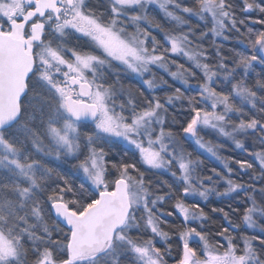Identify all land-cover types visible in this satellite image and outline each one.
Here are the masks:
<instances>
[{
	"label": "snow or ice",
	"instance_id": "6c2138e0",
	"mask_svg": "<svg viewBox=\"0 0 264 264\" xmlns=\"http://www.w3.org/2000/svg\"><path fill=\"white\" fill-rule=\"evenodd\" d=\"M153 6L173 29L156 21ZM100 7L101 0H0V264H168L173 236L174 264H264V77L248 83L264 66V0ZM188 18L206 30L197 34ZM161 32L163 40L154 34ZM229 33L247 41L249 54L229 60L216 46L210 61L203 41ZM154 69L184 91L156 95L172 84ZM121 78L143 91L118 88ZM178 101L187 108L176 132L169 108ZM206 129L252 157L234 161L248 181L233 178L218 147L204 141ZM181 134L223 161L224 174L204 175ZM148 172L171 181L154 183ZM241 193L242 224L232 219L239 206L214 207L224 221L215 231L201 203L188 202ZM169 201L172 210H163ZM174 215L178 225L168 220Z\"/></svg>",
	"mask_w": 264,
	"mask_h": 264
},
{
	"label": "rangeland",
	"instance_id": "374dc122",
	"mask_svg": "<svg viewBox=\"0 0 264 264\" xmlns=\"http://www.w3.org/2000/svg\"><path fill=\"white\" fill-rule=\"evenodd\" d=\"M93 3L95 4L96 3V0H93ZM153 9L154 10H153L152 13L159 14L163 19H165V21H166V23H165L166 24L165 30H171V29L174 28L173 22L169 21L164 16V13L162 11H160L157 8H155V6H153ZM100 10H103V0H101ZM188 19H192L200 27H204V29H202V31L206 30L204 24L201 23V22H199L196 18H188ZM184 30L187 31V28H185ZM154 34H157V36L160 37L163 40V35H161V34H163L162 32L161 33H154ZM197 34H199V32H197ZM228 36H229V38L231 37V38H233V39H235L237 41L240 40V38H241L240 36H238L235 33H232L231 35H228ZM209 37L211 38L212 41H214V40L217 41V43H225L228 40V39L227 40H223L222 38H214L211 35H209ZM69 40H70V44H72V45H75L77 43H81L80 41H77V40H75V38H72V37H70ZM206 54L209 56V58H212V60H210V61H214L215 60V48L213 49V52H212V55L213 56L210 57V54H208V53H206ZM174 58L177 59L179 63H184L185 64V67H188L189 66L188 62L185 59H182V58H179V57H174ZM255 67L264 68V66H260V65H256ZM172 70H175V69H172ZM154 72H155L158 80H159L160 77H163V79H165V80L168 79L169 84L174 83L171 80V78L166 73H164L162 70H156V69H154ZM111 79L112 78L110 77L109 80L111 81ZM197 83H198V81L195 80V79L190 80V84L191 85H196ZM174 84L177 87H181V90H184L183 87L178 82L177 83H174ZM121 85L125 89L131 88L133 91H136L133 88L136 85L140 91H143V89L140 88L139 83L136 82V81H134V80H128V79L121 78V82H120V84L117 85V87L119 88V87H121ZM165 90H166L167 94H169L172 89L169 91L166 88V86H165L161 90H158L159 93H160L159 96H161V97L165 96ZM173 129H175V124H173ZM201 135H202V137H203V139H204L205 142H208V143H210V144L215 145V146L218 147V154L221 157H223V159L225 161L229 162L230 166L234 169V171L236 173V175H234L233 178L234 179H237L238 181H242L240 178L243 177V173H240L239 166L237 164H235L234 161L235 160H242V158L244 157L246 159L248 158V160L251 162L252 161V157L250 155H248V153H246V152H243L241 150L235 149V147H234V145L232 144L231 141H227L224 138L219 137L218 134H216L215 132H213L210 129H206V130L202 131L201 132ZM177 139L180 140L181 145L183 146V148L187 152L192 153V158L193 159H199V160L202 161V164L200 165V170L203 171V174L204 175H211L212 174L211 173V169H213V168H215L217 171H220L222 174H224L225 170H224V167H223V161L217 160L216 158L212 157L210 154L204 152L203 150L198 149L194 145V143H192L191 141H185L183 139V137H182V134L181 135H178L177 136ZM240 139H244V137H240ZM248 148H249V151H252L253 150L250 141L248 142ZM204 160H207L209 163L206 162V161H204ZM161 175L166 176V177H169V179H171L170 176H168L167 174H161ZM161 175H158V176H161ZM151 180H153L154 183H158L159 182L158 180H156V177L155 176ZM223 187H224V185L221 184L220 187H219V190L222 191L223 190ZM236 197H235L236 201L241 202L244 199V194L241 193L240 194V197L238 199ZM210 199H214L216 202H218V201L219 202L220 201H223V202L229 201L227 199L217 198L215 196H211L209 198V200ZM188 202L189 203L200 202L201 204H205L206 203V202H203V201H199V198H196L195 200L189 199ZM168 218H171V217H168ZM235 223H241L242 224L241 217ZM242 230H243V225H242ZM250 231L251 230H249V232ZM163 246H164L163 243H158L157 244V247H163ZM173 257L174 256L172 255V258H169L168 259V264H174Z\"/></svg>",
	"mask_w": 264,
	"mask_h": 264
},
{
	"label": "trees",
	"instance_id": "16d2710c",
	"mask_svg": "<svg viewBox=\"0 0 264 264\" xmlns=\"http://www.w3.org/2000/svg\"><path fill=\"white\" fill-rule=\"evenodd\" d=\"M154 14L155 18H156V21L159 22L163 28L165 29L166 28V21L165 19H163L159 14H156V13H152V15ZM253 17L254 18H258V14H253ZM189 23L194 26V27H197L198 28V31H202V29H204V27H200L196 22H194L192 19H189ZM257 28L261 27L259 25L256 26ZM243 31V29H242ZM232 33H229L228 35H231ZM163 35V34H161ZM158 39H161L160 37H158ZM241 39H244L243 37L240 38ZM162 40V39H161ZM240 40H235L233 38H229L227 40V42L225 43H217V41H215V46H214V43L213 41L211 40L210 37H208L206 40L203 41V48L206 49V53L210 54V57L213 56L212 55V52H213V49L218 46L221 48V54L223 56H225L226 58H228L229 60L233 59L236 57L237 53H245V54H249V50L246 48V44H247V41L244 40V43L240 44L239 41ZM240 44V45H239ZM210 60H212V58H210ZM261 77H264V68H261V67H255L254 70L251 71L250 73V76L248 77V83L249 85L251 86L252 84H254L255 80L258 79V78H261ZM168 80V79H166ZM172 84V90L170 91L169 94H171V92H174V89L175 87H177L174 83H171ZM135 90H138V87L135 85L133 87ZM184 91V90H182ZM157 95H160L159 91L156 92ZM167 94L166 90H165V95ZM195 93H192V92H186L185 95H194ZM186 108H187V104H181L179 101L176 102V105L175 107H171L169 108V119L170 121L174 119L175 121V129H173L174 131L176 132H179V129H180V125L181 123L184 121L185 119V113H186ZM246 158H242V160H245ZM248 160V158H247ZM206 162H208L207 160H204ZM67 167V166H66ZM66 170V168H58L57 171H60V172H64ZM143 170V169H142ZM152 173L151 172H148L146 173V176L148 178V176H151ZM162 177V176H161ZM69 179H72V177H69ZM162 181L163 180H169L167 177L165 178H161ZM243 182H246L248 181V175L246 174H243V177L240 178ZM170 181V180H169ZM160 182V181H159ZM167 189H162V191H166ZM240 197L237 196L236 198L238 199ZM217 203H219V205L223 206V205H226V204H231L235 207H238L239 206V209H240V206H243L240 204V202L236 201V199L234 200H229V201H226V202H223V201H218L216 202L214 199H210L208 202L205 203V205H203L202 207L204 208V210H207V208L209 206H216ZM232 206V207H233ZM218 207V206H217ZM163 210H169L171 211L172 210V201H169L167 202L166 204L163 205ZM209 215V218L211 216H213V214H208ZM169 222H175L177 225L179 224V219L174 215L172 216L171 218H168ZM208 228L211 226H213V224L211 222L208 221ZM162 227L164 228L165 231H168L169 230V227H170V224H164L162 225ZM211 231H215L211 228H209ZM172 255L174 257H176L177 255V251L179 250L178 249V245H177V241H176V237L173 236V239H172Z\"/></svg>",
	"mask_w": 264,
	"mask_h": 264
},
{
	"label": "bare ground",
	"instance_id": "6f19581e",
	"mask_svg": "<svg viewBox=\"0 0 264 264\" xmlns=\"http://www.w3.org/2000/svg\"><path fill=\"white\" fill-rule=\"evenodd\" d=\"M209 163V162H208ZM156 177V180H158V181H162V179L161 178H165L166 176H163V175H161V176H158V175H151V176H148V178L149 179H152L153 177ZM168 179H169V177H167ZM170 181H171V179H169ZM240 204L241 205H243V203H242V201L240 202ZM203 205H205V204H201V206H203ZM218 206V207H217ZM233 206V205H232ZM245 205H243V206H240V211L239 212H237L235 215H233L232 216V219H233V221L234 222H236V221H238V219L241 217V214H242V211H243V207H244ZM221 208V207H223V208H225V210L227 211V210H229L228 209V204H226V205H219V203H217V205L216 206H209L208 208H207V210H204L207 214H213V216H211L210 217V219H209V222H211L212 224H213V226H211L210 225V227L209 228H211V229H213V230H217L218 228H220L221 227V225H223L224 224V221H223V218H222V216H221V214L220 213H214V212H212V208ZM234 208H236L235 206H233ZM209 216V215H208ZM209 226V225H208ZM174 258L175 257H173V261H174Z\"/></svg>",
	"mask_w": 264,
	"mask_h": 264
}]
</instances>
